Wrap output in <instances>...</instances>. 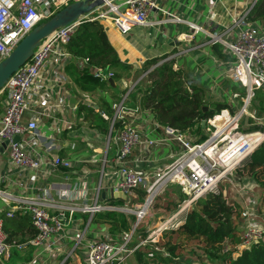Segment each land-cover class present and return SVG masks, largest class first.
<instances>
[{
    "label": "built area",
    "instance_id": "obj_1",
    "mask_svg": "<svg viewBox=\"0 0 264 264\" xmlns=\"http://www.w3.org/2000/svg\"><path fill=\"white\" fill-rule=\"evenodd\" d=\"M72 1L0 0V59L36 24ZM158 2L104 0L96 8L100 9L98 12H94L95 9L86 16L109 20L124 34L134 26L149 23V12L159 7ZM254 2L234 15L221 31H208L168 10H163L167 16L158 20L185 22L194 31L203 30L208 33L210 42L222 44L230 56L226 60L229 61L226 71L241 89L222 95L218 100L229 105L203 119L207 135L202 141L179 127L158 121L149 109L142 107L140 93L135 104L130 103V91L142 76L159 62L172 59L173 54L151 64L122 89L118 100L109 101L114 110L108 115L107 131L103 132L92 127L93 124L81 129L74 127L76 116L62 115L61 102L47 110L46 91L41 89L45 79L49 84L47 89L66 80L63 72L56 73L52 69L63 68L73 57L66 44L83 17L58 27L41 40L0 90V147L7 140L4 145L7 165L0 175V181L5 184L0 185V258L8 260L15 250L24 253L31 248L29 259L17 258L14 264H121L133 250L130 247L132 231L112 234L93 221L95 213L133 214L134 231L166 184L176 183L186 193L179 203L181 211L207 193L220 192L222 181H231L233 170L264 140V130L238 127L246 115L264 119L258 109L251 110L255 90L264 86V22L246 20ZM81 60L85 63V59ZM90 70L102 79L112 77L114 72L103 67ZM35 95H38L36 100L31 98ZM32 100L42 110L34 111V116L27 118L24 114ZM70 108L77 109L75 105ZM95 109L107 116L100 106ZM39 115L47 119L43 124ZM118 120L122 123L119 128L115 124ZM68 129L69 136L80 137L90 146L93 141L101 142L102 157L62 154L64 146H75V141L63 138V132ZM16 134L19 139L15 141ZM51 175H62V179L45 182ZM140 187L145 189L143 200L133 203ZM109 189L126 194V198L102 197L103 190ZM15 214L27 215L35 230L22 241L7 240L4 222ZM251 215L248 209L241 211L243 247L264 233V227L254 224L255 218Z\"/></svg>",
    "mask_w": 264,
    "mask_h": 264
},
{
    "label": "trees",
    "instance_id": "obj_2",
    "mask_svg": "<svg viewBox=\"0 0 264 264\" xmlns=\"http://www.w3.org/2000/svg\"><path fill=\"white\" fill-rule=\"evenodd\" d=\"M264 19V0H255L249 9L246 20L257 21ZM212 48L218 56H225L218 43H213ZM66 49L74 58L85 59L83 66H77L70 62L72 67L73 81L81 91H94L111 87L108 79L94 76L91 67H103L108 69L117 68L127 70L131 64L123 62L109 40L104 28L102 19L85 16L79 20L75 30L70 35L66 44ZM166 55L144 60L141 67L135 71H145L151 64L157 63ZM121 71H114L112 78L115 80L121 76ZM147 80L144 88L141 86V78L130 91V103L135 104L137 94L140 93V103L142 107L149 109L153 116L162 123H167L179 127L182 131L196 136L197 141H202L206 137L205 131L201 127V121L229 104L224 100H206L204 89L196 84H186L181 67H176L173 59H166L156 64L147 72ZM114 96L117 94L114 92ZM105 99V98H104ZM106 107L107 116L113 112V107L103 100ZM258 106L264 114V86L257 88L251 98V106ZM206 106V109H203ZM78 109L84 110L83 118L94 123L101 131H107L108 117L100 114L93 106L81 103ZM262 111V112H261ZM119 128L121 120L115 122ZM259 125V124H258ZM256 123L249 125L244 130L261 129ZM241 167L244 172L259 186L264 189V140L256 146L248 157L243 161ZM178 185V184H177ZM179 186V185H178ZM180 187V186H179ZM181 188V187H180ZM182 190V189H181ZM183 191V190H182ZM181 191V196L176 204L180 203L186 193ZM145 189H137L135 199L142 201ZM111 201L121 202L122 199H111ZM242 209L237 203L227 200L222 192L207 193L198 198L183 215L182 221L177 229L189 235H199L203 238L205 249L212 255L222 257L221 264H264V239L258 238L235 253H228L224 241L230 243L238 242L240 235L238 229L242 228L236 221L238 214L241 216ZM129 217V216H128ZM130 219L135 220V216L130 214ZM95 223H105L112 233L125 234L122 228L129 227L126 214L119 211H100L93 217ZM237 222V223H236ZM239 228H238V227ZM4 228L7 233V240L18 239L22 241L34 234L35 230L29 222V217L23 215L5 219ZM136 228L132 232L134 236ZM23 234V236H22ZM131 242V239H130ZM174 246H169L173 250ZM25 255L19 256V250L10 254V259H29L31 248L26 249ZM135 257L139 264L143 263L142 254L135 252ZM123 264V263H121Z\"/></svg>",
    "mask_w": 264,
    "mask_h": 264
},
{
    "label": "crops",
    "instance_id": "obj_3",
    "mask_svg": "<svg viewBox=\"0 0 264 264\" xmlns=\"http://www.w3.org/2000/svg\"><path fill=\"white\" fill-rule=\"evenodd\" d=\"M250 2H252V0H159V7L149 12V23L134 26L124 34L113 26L109 20L102 19L107 36L115 47L119 58L123 62L131 64V67L125 71L117 68L112 69L113 71H121L122 74L119 78L113 79L114 84L112 85L110 83V88L107 87L102 89L104 98L109 104L110 100L115 101L114 99L116 98L113 93L115 92L117 94L116 97H118L122 89L135 80L133 79L134 71L136 68L141 67L144 60L171 54L174 55L172 59L175 66L181 67L183 71L185 83L201 86L204 89L206 100L222 99V95L228 93L229 90H238L239 87L232 82L226 71V67L229 66V61L226 60L229 59L230 56L225 53L222 44L218 43V47L226 54V57L218 56L214 53L212 44L215 42L209 41V35L205 31H194L189 28L188 24L185 22H159L158 20L166 17L167 13L163 10H168L174 14L180 15L182 18L206 27L208 31H221L231 22L232 17L244 10ZM261 21L264 22V20H258V22ZM70 62L80 67L84 65L81 59L72 57L64 64L63 68L58 67L56 71V68L53 67L52 70L56 73L63 72L66 76V80L60 82V84L55 87L51 85V88L47 89L49 84L45 79L43 82L44 87L41 89L42 92L46 91L44 94L47 99L48 109H46H52L57 103L61 102L63 107L60 106L59 108L64 111L62 115L72 118L76 116L74 119V127L77 126L81 129L90 124L94 125V123L85 120L83 118L84 110L78 109V107L81 103H84L98 108L100 105L95 101L98 90L86 92L78 89L73 81V68L69 67ZM44 76H47V74H44ZM112 95L114 97H112ZM44 96L40 95V98L44 99ZM31 98L36 100L38 95L31 96ZM34 103V100L30 101V107L24 114L25 117H32L34 116V111L42 110V107ZM74 105L77 109L72 111L70 107ZM39 118L41 124L47 120L44 115H39ZM92 127L97 128L96 126ZM69 133L70 129L64 131L63 138L71 140L72 142L75 141V146H64L61 150L62 154L86 158L90 156L96 158L102 157L100 143L93 141L91 142L93 145L90 146L88 143L81 140L80 137L79 140L77 137L72 135L69 136ZM81 145H83V147H81ZM112 155L113 150L110 156ZM6 165L7 154L3 146L2 150H0V175L5 171ZM61 176L51 175L45 182L61 180ZM0 185L4 186L5 184L0 181ZM98 224L108 229L107 224ZM26 252L27 250L18 255H25Z\"/></svg>",
    "mask_w": 264,
    "mask_h": 264
},
{
    "label": "rangeland",
    "instance_id": "obj_4",
    "mask_svg": "<svg viewBox=\"0 0 264 264\" xmlns=\"http://www.w3.org/2000/svg\"><path fill=\"white\" fill-rule=\"evenodd\" d=\"M99 10L100 9H96L94 12H98ZM144 72L145 71L140 70L134 71L133 79L138 78ZM146 75L147 73L142 76V88L146 85ZM239 89H241V87H239ZM103 94L102 91L98 90L95 101L100 105L103 114L107 115L108 112L105 111L106 107L103 104V100H105ZM112 97L114 96L112 95ZM115 98L118 100V97L115 96ZM116 99L114 100L116 101ZM252 109L262 110L256 105H253V107L251 106V110ZM108 122L109 121H107V124ZM254 123L257 125L259 124L258 126L261 130H264V119L256 120L248 115L241 118L238 127L240 129L248 128L249 125L253 126ZM99 143L102 145L101 142ZM81 147H83V145H81ZM242 166L243 164H240L233 170L230 176L231 181L224 180L220 183V192L226 196L227 200L237 203L242 210H250V212H252L251 216L255 218L253 223L264 227V189L259 187L249 175L244 172L241 168ZM181 191V188L176 183H168L163 191L155 197L146 215L137 224L136 232L130 242V247H132L133 250L126 257L123 264H139L135 257L136 251L141 252L144 264H221L222 257L210 254L205 249L204 241L201 236L189 235L177 229L178 222L182 220L183 215L189 208L179 211V204H176V202L181 196ZM132 202L137 203L140 201L134 198ZM193 204L194 203H192L191 206ZM124 214H126L129 222H131L132 219L129 218L130 213ZM134 221L129 224V227L122 228L125 234L131 231L133 232ZM236 221L239 226L240 221H243L239 214ZM238 232L240 235L238 242L230 243L224 241L222 243L226 246L228 253H235L244 246L241 238L243 233L242 229H238ZM16 238L19 239L20 237L18 236ZM260 238L264 239V233ZM170 245L174 246L173 250L169 249ZM15 261L16 259L6 260L0 258V264H14Z\"/></svg>",
    "mask_w": 264,
    "mask_h": 264
},
{
    "label": "water",
    "instance_id": "obj_5",
    "mask_svg": "<svg viewBox=\"0 0 264 264\" xmlns=\"http://www.w3.org/2000/svg\"><path fill=\"white\" fill-rule=\"evenodd\" d=\"M104 0H74L57 10L52 16L46 20L36 24L28 33H26L11 52L0 59V90L8 81L10 75L18 69L32 55L34 49L41 43V40L48 37L55 29L60 26L77 21L81 17L94 11L103 4ZM107 68H105L106 70ZM108 81L113 85V78L109 77ZM203 109H206L204 106ZM205 120L201 121V127L204 129ZM19 135H14L13 140H18ZM7 143L3 141L0 150ZM102 197H123L126 194L117 193L112 190H103Z\"/></svg>",
    "mask_w": 264,
    "mask_h": 264
}]
</instances>
